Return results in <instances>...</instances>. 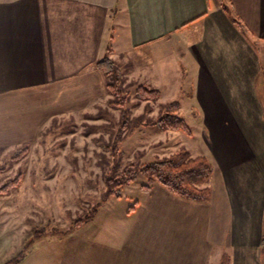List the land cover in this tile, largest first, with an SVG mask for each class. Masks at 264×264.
<instances>
[{"label":"crops","instance_id":"1","mask_svg":"<svg viewBox=\"0 0 264 264\" xmlns=\"http://www.w3.org/2000/svg\"><path fill=\"white\" fill-rule=\"evenodd\" d=\"M222 1L228 11L221 0H0V152L102 119L108 77L94 62L108 48L159 104L178 85L200 139L191 154L213 166L205 199L138 182L133 204L111 213V248L64 264H264V0Z\"/></svg>","mask_w":264,"mask_h":264},{"label":"rangeland","instance_id":"2","mask_svg":"<svg viewBox=\"0 0 264 264\" xmlns=\"http://www.w3.org/2000/svg\"><path fill=\"white\" fill-rule=\"evenodd\" d=\"M120 81L121 95L117 100L123 102V107L115 106V97L109 94L105 109L100 110L102 119L53 124L37 145L18 160L10 159L14 150L0 152V164L5 168L0 171V185L22 173L19 185L0 195V264L15 257L19 259L17 264H64L77 255H81L80 262H85L83 254L97 246L111 248L112 211L128 209L133 204L132 197L139 194L138 182L145 181L138 176L123 186L119 197L102 199L104 177L113 161L117 160L121 169L128 162H149L180 149L195 156L191 153L200 139L196 138L185 109H177L176 113L184 118L189 134L178 129L180 135L166 133L159 137L154 131L148 133L149 126H157L144 124L163 113L165 102H182L184 96L178 85L174 84L171 91L165 88L159 104L158 99L135 95L137 81L125 80L122 73ZM91 126L94 133L87 134ZM114 140L118 147L115 159L108 147ZM98 202V214L93 219L92 216L72 227ZM33 235L39 236L28 243Z\"/></svg>","mask_w":264,"mask_h":264},{"label":"trees","instance_id":"3","mask_svg":"<svg viewBox=\"0 0 264 264\" xmlns=\"http://www.w3.org/2000/svg\"><path fill=\"white\" fill-rule=\"evenodd\" d=\"M221 5L226 11H228L226 4L222 0ZM232 21L238 26H242L237 17L232 16ZM108 52L109 49L107 48L105 54L97 59L94 62V65L108 77L106 86L108 92L115 97V100L113 101L115 106L123 107V102L117 100L121 95V71L118 65L109 57ZM135 95L141 99L155 100L159 96V90L139 84L135 88ZM178 106L177 101L163 104V113L151 119L149 122H144V124L155 125L160 129H181L189 134L190 130L184 118L175 112ZM122 126H124V124H122ZM108 147L111 150V157L115 159L118 148L116 141L114 140ZM27 151V145L17 147L11 153L10 159L18 160L23 157ZM118 168V161L114 160L109 173L104 177L102 199L119 197L123 186L136 181L138 176H143L145 179V181L141 183L143 190H148L150 183L157 181L163 184L173 194L187 198L205 199L210 194V189L206 183L212 173L213 166L207 156L203 154L192 156L185 149H180L164 158L137 164L128 162L124 164L121 169ZM4 169V166L0 164V171H3ZM21 178L22 173L18 172L12 178L6 179L0 185V195L6 194L12 188L18 186ZM98 205L99 202L84 218L77 219L72 227L78 226L89 220L96 212ZM38 236L39 235H33L28 240V243H32ZM20 254L21 253H19V257ZM18 260L19 259H16L15 257L4 264H17ZM219 264H228V259L225 255L220 259Z\"/></svg>","mask_w":264,"mask_h":264}]
</instances>
